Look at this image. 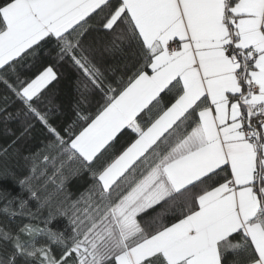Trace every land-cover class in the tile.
I'll return each mask as SVG.
<instances>
[{
  "label": "snow or ice",
  "instance_id": "snow-or-ice-1",
  "mask_svg": "<svg viewBox=\"0 0 264 264\" xmlns=\"http://www.w3.org/2000/svg\"><path fill=\"white\" fill-rule=\"evenodd\" d=\"M0 126V264H264V0H0Z\"/></svg>",
  "mask_w": 264,
  "mask_h": 264
},
{
  "label": "trees",
  "instance_id": "trees-1",
  "mask_svg": "<svg viewBox=\"0 0 264 264\" xmlns=\"http://www.w3.org/2000/svg\"><path fill=\"white\" fill-rule=\"evenodd\" d=\"M98 62L101 63V66L106 63H112L113 61L111 59H106V61H101L100 57H97ZM65 73L64 79H62L60 85L57 87V98L56 103L61 105V111L67 112L69 110V105L71 101V97L75 96V82L78 78V73L72 69L69 66H65L63 69H61ZM66 119V117H60L56 116L53 118V123L59 125L62 120ZM13 127H16V125L13 123ZM2 127V126H0ZM38 139L30 140L26 147H29L32 151H37L42 147L41 140L42 137L39 136V133L36 134ZM129 138L125 137L120 141V144L117 146L118 150L122 146H126L128 143ZM87 187V184H81L79 181L73 180L70 189L73 193L79 194V192L84 191V188ZM20 192L19 187H16L15 190L12 192V195H17ZM3 204V201H0V205Z\"/></svg>",
  "mask_w": 264,
  "mask_h": 264
}]
</instances>
